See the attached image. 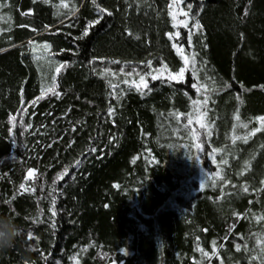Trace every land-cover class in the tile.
Instances as JSON below:
<instances>
[{"label": "trees", "instance_id": "obj_1", "mask_svg": "<svg viewBox=\"0 0 264 264\" xmlns=\"http://www.w3.org/2000/svg\"><path fill=\"white\" fill-rule=\"evenodd\" d=\"M171 3L0 0V264H264V0Z\"/></svg>", "mask_w": 264, "mask_h": 264}, {"label": "snow or ice", "instance_id": "obj_2", "mask_svg": "<svg viewBox=\"0 0 264 264\" xmlns=\"http://www.w3.org/2000/svg\"><path fill=\"white\" fill-rule=\"evenodd\" d=\"M45 2H47V0H45ZM93 3L95 4V0H93ZM182 3H184V0H172V3L169 5V15L172 16L173 21L175 22L174 23V26L176 24H179V25H182L184 27H188V21H187V19L182 20V21H177L176 20L177 15H183L184 17L187 18L190 15V13H191V7L190 6H187L188 7V10L187 11H185L184 8H179V4H182ZM60 6L61 7H67V4H63L62 3ZM97 7H98L99 12L101 13V18H103V14L106 13L107 10L104 9V8H100L98 5H97ZM111 14H112L111 12H107V15H111ZM99 22H100L99 19H97L96 21H93V22H89L88 27H86V29L83 32V36L80 37V38H83V37L87 36L89 34L88 29L91 28V27H93L95 24H98ZM193 27L195 29L199 30L201 26H200V24L198 22H196L193 25ZM191 35H192V33L190 32L189 33V43H191ZM175 36L176 37H179V33L178 32L175 33ZM169 38L172 39V35L171 34L169 35ZM173 47H176L177 48L178 53L181 54L182 58L184 59L185 65H187L189 63V58H188L187 55H184V49H183V47L182 46H177L175 44L173 45ZM44 48L45 49H49L50 48V45H44ZM193 59H194V57H193ZM150 66L151 65H149V67ZM63 67H65V65L61 64L59 67H57L56 71L57 72H60L61 68H63ZM161 71L167 72L169 79L175 80L177 82H180L182 80V78H183V75H184V72H185V68H181L180 71L178 73H176V74H173V73L169 72L168 69H167V66H164L162 70H157L158 73L161 72ZM149 75H151V74H149ZM152 78L153 79H158L159 78V75H153ZM144 80H145V77L144 76H141L140 77V81H141L142 87L144 89H147L148 88V84L147 83H144ZM124 83H128V81L125 80ZM133 83H135V82H133ZM141 84H136V88H137L138 91L141 88ZM112 87H116V86L115 85H112ZM47 92H51V93L59 96V93H56L55 92V85L54 84L49 89H46V90H43L42 89V95H41L40 98H43V96ZM35 102L36 101H33L32 103L35 104ZM194 103L196 104V108L194 109V111L197 112L198 114H200V105H201V102L196 101ZM202 103H203L204 106H206L207 103H208V98L205 97ZM111 114L112 113L110 111L109 115H111ZM176 115H177V119H179V114H176ZM202 115L203 116H206L207 115V112L205 111ZM15 119L16 118L13 117V120H15ZM236 119L239 120V116L238 115L236 116ZM257 120H258V122L260 124V127L252 130L249 133V135H255L256 132L261 131V129L264 128V116L258 117ZM188 123L189 124L192 123V116L191 115L188 116ZM200 126L202 128H207L208 129V134L209 135L211 134L210 127L208 125H206L204 123H201ZM243 127H247V125H243ZM237 138H239V137H237ZM244 140L246 142L247 141V137H244ZM197 147L199 148V144H197ZM213 151L215 152L217 150L214 149ZM222 163H227V161H222ZM28 175H29V177H34L35 176V170H30L29 173H28ZM216 175H217L218 178L224 179L223 177L220 176V173H217ZM262 183H264V182H262ZM20 189L22 191H33V192L35 191V188H30V189L29 188H26L24 184H21L20 185ZM243 191L247 192L248 191V188L245 187L243 189ZM57 214L58 213H57V210L55 208V200L53 199V201H52L51 215H52V217H55ZM237 215L239 216V214H237ZM38 222H41L38 217L33 220V223H38ZM51 226L53 227V229L55 228L56 225H55V221L54 220L52 221ZM28 239L31 240V239H33V237L31 235H29L28 236ZM216 250H217V246H216V242L214 241L213 242V249H212L213 254H216ZM237 250H239V246H237ZM200 251L202 252V254L206 258L211 259V257L209 256V254L207 252H204L203 249H200ZM124 254L126 255L127 253L125 252ZM73 259H74V261H76L77 258L76 257H73ZM77 264H78V261H77Z\"/></svg>", "mask_w": 264, "mask_h": 264}, {"label": "clouds", "instance_id": "obj_3", "mask_svg": "<svg viewBox=\"0 0 264 264\" xmlns=\"http://www.w3.org/2000/svg\"><path fill=\"white\" fill-rule=\"evenodd\" d=\"M21 234L20 227L13 222L12 218L0 216V252L14 248Z\"/></svg>", "mask_w": 264, "mask_h": 264}, {"label": "rangeland", "instance_id": "obj_4", "mask_svg": "<svg viewBox=\"0 0 264 264\" xmlns=\"http://www.w3.org/2000/svg\"><path fill=\"white\" fill-rule=\"evenodd\" d=\"M179 8H182V4H179ZM183 17H184L183 15H177L176 20L177 21L185 20ZM176 26H182V25L176 24Z\"/></svg>", "mask_w": 264, "mask_h": 264}]
</instances>
